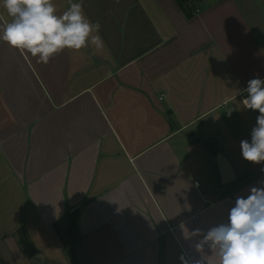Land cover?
I'll return each instance as SVG.
<instances>
[{
    "label": "crops",
    "instance_id": "obj_1",
    "mask_svg": "<svg viewBox=\"0 0 264 264\" xmlns=\"http://www.w3.org/2000/svg\"><path fill=\"white\" fill-rule=\"evenodd\" d=\"M82 2L101 24L95 55L43 64L0 41V264H69L55 226L76 210L80 264L198 260L188 233L264 187L240 147L259 115L242 100L264 79V0H196L192 18L180 0Z\"/></svg>",
    "mask_w": 264,
    "mask_h": 264
},
{
    "label": "clouds",
    "instance_id": "obj_2",
    "mask_svg": "<svg viewBox=\"0 0 264 264\" xmlns=\"http://www.w3.org/2000/svg\"><path fill=\"white\" fill-rule=\"evenodd\" d=\"M0 5L11 18L0 25V41L38 63L47 64L66 49L91 48L95 55L105 46L99 35L101 24L87 17L82 0H69L62 14H57L53 0H0ZM244 91L243 107L258 110L259 115L250 142L240 143L242 157L260 164L264 162V79L249 80ZM186 237H200L194 247L201 255L195 261L181 256L182 264H264V187H252L247 198L237 197L226 223L206 233L196 229ZM205 247L210 254H204Z\"/></svg>",
    "mask_w": 264,
    "mask_h": 264
},
{
    "label": "trees",
    "instance_id": "obj_3",
    "mask_svg": "<svg viewBox=\"0 0 264 264\" xmlns=\"http://www.w3.org/2000/svg\"><path fill=\"white\" fill-rule=\"evenodd\" d=\"M180 3L187 17L192 18L195 12L192 6L193 0H180ZM78 218L79 210H76L69 214L62 223L56 224L55 226L57 232L62 237L64 252L69 264H80L77 252L82 245L83 236L79 230ZM63 223H66V226L62 225ZM18 234L23 244L29 243L24 229L19 230Z\"/></svg>",
    "mask_w": 264,
    "mask_h": 264
},
{
    "label": "water",
    "instance_id": "obj_4",
    "mask_svg": "<svg viewBox=\"0 0 264 264\" xmlns=\"http://www.w3.org/2000/svg\"><path fill=\"white\" fill-rule=\"evenodd\" d=\"M218 161L221 166L223 184L227 185L235 181V174L230 162L221 154L218 156ZM27 250L30 258H33L36 255V252L33 250L32 247L28 246Z\"/></svg>",
    "mask_w": 264,
    "mask_h": 264
},
{
    "label": "rangeland",
    "instance_id": "obj_5",
    "mask_svg": "<svg viewBox=\"0 0 264 264\" xmlns=\"http://www.w3.org/2000/svg\"><path fill=\"white\" fill-rule=\"evenodd\" d=\"M193 1H196V0H193ZM62 225H65L66 226V223H63ZM62 238V237H61ZM64 255L66 256L65 252H64ZM1 257H0V262H1Z\"/></svg>",
    "mask_w": 264,
    "mask_h": 264
}]
</instances>
